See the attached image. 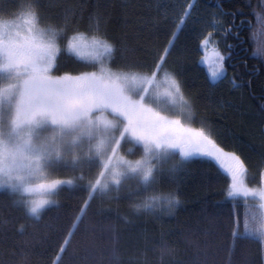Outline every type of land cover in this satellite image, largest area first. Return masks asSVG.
Here are the masks:
<instances>
[{
    "label": "snow or ice",
    "instance_id": "1",
    "mask_svg": "<svg viewBox=\"0 0 264 264\" xmlns=\"http://www.w3.org/2000/svg\"><path fill=\"white\" fill-rule=\"evenodd\" d=\"M117 8L125 20L120 36L109 27ZM195 8L194 3L185 6L180 0H94L91 4L89 0H0V189L15 198L12 202L22 207L26 218L35 220L42 219L50 206L63 207L54 199L62 185L81 193L82 203L63 207L45 225L46 238L57 234L54 264H122L116 222L107 226L111 242L101 249L95 243L94 218L114 211L106 201L132 197L136 202L129 207L134 215H175L181 203L178 187L165 190L164 186L178 178L190 162L187 158L194 155L216 164L225 180L230 178L227 188L220 190L226 198L255 192L246 183V161L236 151L225 150L213 129L192 127L181 116H169L156 106L161 94L153 93L152 86L159 87L163 70L164 101L181 113L187 110L189 120L196 119L195 100L185 92L182 68L176 61L171 68L164 67ZM227 14L221 4L212 13L213 17ZM231 15V21L209 23L212 30L200 40L205 50L213 32L221 28L225 35L235 28L231 34L240 41L246 21L237 24L236 14ZM129 26L138 41L141 33L170 32L163 52L159 48L149 52L139 42L130 44ZM260 50L264 53V44ZM213 55L211 76L216 80L226 74L225 57L218 47ZM61 57L83 66L61 71ZM205 60L207 55L201 63ZM260 111L264 114V98ZM124 142L130 144L129 152L134 151L133 145L142 147L141 156L130 160L120 154ZM94 166L99 171L91 174ZM60 169H71L73 175L47 178ZM259 196L264 199V188ZM117 216L125 222L131 219L119 212ZM242 225L241 231L237 206L227 224L232 240L227 264H233L234 246L246 234L258 238V247L246 253L243 264H264V204L251 219L245 212ZM20 228L26 231L23 224ZM209 247L206 243L194 259L178 261L175 250L162 240L160 264H216ZM80 251L82 262H73L71 257ZM137 251L144 256L143 264H149L146 251ZM65 253L68 261L63 259ZM0 264L9 262L0 259Z\"/></svg>",
    "mask_w": 264,
    "mask_h": 264
},
{
    "label": "trees",
    "instance_id": "2",
    "mask_svg": "<svg viewBox=\"0 0 264 264\" xmlns=\"http://www.w3.org/2000/svg\"><path fill=\"white\" fill-rule=\"evenodd\" d=\"M189 1L191 0H180L185 6ZM89 3H94V0H89ZM194 4L196 8L193 9V16L189 18L187 27L179 32L176 47L168 56L164 67L171 68L173 61H176L182 68L185 92L195 100L196 119L190 120V123L194 127L213 129L217 142L225 150L236 151L246 161L247 183L261 186L264 183L260 177L263 168L261 154L264 153V132L261 131L264 128V114L260 111L261 100L264 98V53H261L260 46L264 44V0H195ZM217 4H221L228 14L213 17ZM88 11H91V7ZM232 13L236 14L237 24H241L242 20L246 23L242 24L239 32L240 41L231 34L236 32L235 28L227 35L223 28L213 32L212 39L218 42V48L225 57L226 74L222 78L211 80L205 67L199 62L202 54L200 40L212 30L210 22L222 24L224 21H231ZM109 27L117 36L125 30V20L118 8L113 12ZM226 27L224 24V28ZM127 31L130 44L139 42L149 52L155 48L163 52L170 35V32L166 33L164 30L159 35L141 33L138 41L131 26ZM61 63L64 65L61 71L83 66L75 60L68 61L65 57H61ZM237 84L243 86L237 87ZM132 147L134 151L129 152L130 144L124 142L120 153L130 160L138 159L142 154V147ZM187 160L190 162L186 164L185 170L177 174L178 178L174 182H166L164 186L165 190L178 187L177 194L181 203L175 215H134L129 204L136 202L135 197L106 201L114 211L94 218L96 245L101 249L109 246L111 234L107 226L115 221L120 231L122 264H143L144 256L139 255L137 250L146 251L149 264H160L159 244L162 240L175 250V259L178 261L194 259L198 249L202 253L207 243L211 245L208 251L216 264H227L228 248L232 245L227 227L230 214L234 216L235 209L239 206L242 231L244 213L247 212L251 219L253 212L259 214V205L244 199L226 198V193L220 190L227 188L230 179H224L223 171L216 164L205 163L204 158L199 156ZM85 171L87 172V168ZM98 171L99 168L94 166L91 174ZM72 175L71 169H60L49 177L68 178ZM80 196L81 193L73 191L71 186L62 185L59 195L54 199L60 200L63 207H67L82 203ZM13 199L15 198L6 190L0 189V259L9 264H16L21 260L26 264H54L57 234L52 232L46 238L45 225L54 221L63 207L50 206L42 219H28L22 207L12 202ZM117 212L127 214L130 221L125 222L117 216ZM22 224L26 229L23 233L20 228ZM161 232L165 234L163 237ZM145 235L147 241L144 240ZM78 239L79 234L74 237L73 245ZM257 239L255 235L247 234L238 239L231 256L233 264H243L246 253L255 252L258 247ZM71 251L70 246L69 252ZM83 256L84 252L80 251L71 260L82 262ZM63 259H70L68 253L63 255ZM164 259L167 261L170 257L165 256Z\"/></svg>",
    "mask_w": 264,
    "mask_h": 264
},
{
    "label": "rangeland",
    "instance_id": "3",
    "mask_svg": "<svg viewBox=\"0 0 264 264\" xmlns=\"http://www.w3.org/2000/svg\"><path fill=\"white\" fill-rule=\"evenodd\" d=\"M194 2H195V0L189 1V3H194ZM200 47H201L202 54L200 56L199 62H200L201 65H203L205 67L209 78L211 80H213L212 76H211V64H210V61H212L214 59L213 48L214 47H218L217 42H216V40L211 39L209 41V43H208L207 50H205L202 45H200ZM206 55H207V60H205L203 63H201V59L203 57H205ZM0 76H2V74H0ZM163 76H164V72L162 70L161 73H160V77L158 78L159 87L157 88L156 86H152V92L153 93L159 91L160 94H161L160 103L158 105H156V106L158 108H162L165 111V113L167 115H169V116H181L183 121H184V123L189 124L190 126L194 127L190 123V120L188 119L189 113H188L187 110H185L183 113H181L179 107L173 108V107L170 106L169 102H165L164 101V99H163V90H164L166 85L163 83ZM97 115H99V113ZM48 131L50 132V129ZM40 139H41V137H37V142H39ZM194 156H196V155H194ZM262 172H264V167L262 168L261 173H260L261 181L264 180V179H262ZM47 178H50V177H47ZM35 179H37V178H34V180ZM50 179H54V178H50ZM61 179H65V178H61ZM246 183H247V173H246ZM262 184L263 185H261V186H255V185H249L247 183L248 187L251 188V189H254L255 192L254 193H249V195L247 197H243L241 194H238L236 198L244 199L247 202H255V203H257L259 205V208H260V205L264 204V199H261L260 196H259V190L261 188H264V183H262Z\"/></svg>",
    "mask_w": 264,
    "mask_h": 264
},
{
    "label": "bare ground",
    "instance_id": "4",
    "mask_svg": "<svg viewBox=\"0 0 264 264\" xmlns=\"http://www.w3.org/2000/svg\"><path fill=\"white\" fill-rule=\"evenodd\" d=\"M257 168V167H256Z\"/></svg>",
    "mask_w": 264,
    "mask_h": 264
}]
</instances>
